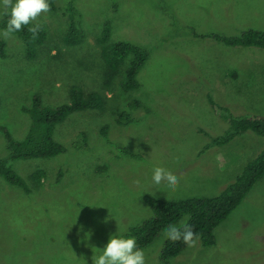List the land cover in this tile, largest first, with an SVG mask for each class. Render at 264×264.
<instances>
[{
	"label": "rangeland",
	"instance_id": "1",
	"mask_svg": "<svg viewBox=\"0 0 264 264\" xmlns=\"http://www.w3.org/2000/svg\"><path fill=\"white\" fill-rule=\"evenodd\" d=\"M69 3L83 35L76 46L63 44ZM105 22L108 44L126 41L149 53L135 90L119 87L127 62L110 85L104 83L98 40ZM36 23L46 27L47 39L34 59L16 35L0 34V157L7 155L4 131L16 141L25 138L31 121L23 109L34 96L55 108L69 103L75 87L106 101L101 110L73 113L55 126L53 140L63 154L11 162L27 180L28 194L0 178V264H93L111 237L124 238L151 217L143 197L217 196L264 149V138L251 131L212 145L229 131L216 106L234 116H264V50L202 38L264 32V0H55V11ZM132 100L144 107L125 109ZM121 110L134 121L116 123ZM103 126L108 140L100 134ZM156 167L177 176L175 190L154 183ZM36 169L45 173L39 185L28 179ZM164 233L142 249L146 264H160ZM214 237L213 246L198 240L170 264H264V176Z\"/></svg>",
	"mask_w": 264,
	"mask_h": 264
},
{
	"label": "trees",
	"instance_id": "2",
	"mask_svg": "<svg viewBox=\"0 0 264 264\" xmlns=\"http://www.w3.org/2000/svg\"><path fill=\"white\" fill-rule=\"evenodd\" d=\"M50 11H55V0H49ZM65 14L68 17V25L63 40L65 46H76L83 38L78 27V12L72 3L65 7ZM9 16L2 15L0 18V29L3 30ZM35 24L24 26L23 30L13 33L24 44L25 56L34 59L36 50L47 39L46 27L41 25L38 35L33 38V34L28 28ZM110 26L105 22L98 40L101 46V56L107 67L105 85L117 76L123 68V78L120 88L123 92L139 88L137 75L144 66L149 53L146 49L126 41H119L108 44ZM211 38L227 47H254L264 50V32L260 30L248 29L236 36H223L218 34H208L202 38ZM4 56V43L0 40V57ZM105 98L96 92L84 94L80 89L73 87L70 90L69 103L55 108L44 106L39 97L34 96L29 108L23 111L29 116L31 124L24 139L14 140L11 135L4 131L6 139L7 155L0 157V178L7 184L21 189L24 193H29L28 182H26L16 171L13 170L11 162L16 160L49 159L57 157L65 152L62 145L53 140V130L56 125L65 121L70 115L78 112L101 110L105 103ZM210 105L215 107V102L208 99ZM128 105V106H127ZM125 109H138L144 106L138 100L128 102ZM130 108V109H129ZM216 112L229 124V131L220 137L213 139L212 145H224L229 143L237 135L246 131L264 138V116L248 115L234 116L227 108L216 106ZM130 113L121 110L114 114V121L118 124H129L134 121ZM137 115V114H136ZM107 127L103 126L100 134L107 139ZM83 143H86V136L82 135ZM126 153L129 154L125 150ZM132 155V154H130ZM62 173L59 172V176ZM45 173L41 169H36L28 177L29 181L39 185ZM264 176V149L254 158L247 161L241 172L219 195L204 198H187L177 201H165L150 196L143 197V201L151 211V217L141 224L129 228L123 236L134 238L137 248L145 249L150 246L159 235L169 226H178L183 230V225H190L194 233L198 234L203 247H211L215 244L214 230L224 222L229 215L239 206L247 196L253 186ZM185 221L181 222V220ZM181 222V223H180ZM180 223V224H179ZM188 246L183 241L173 242L166 239L160 253V264H170V260L177 257Z\"/></svg>",
	"mask_w": 264,
	"mask_h": 264
},
{
	"label": "clouds",
	"instance_id": "3",
	"mask_svg": "<svg viewBox=\"0 0 264 264\" xmlns=\"http://www.w3.org/2000/svg\"><path fill=\"white\" fill-rule=\"evenodd\" d=\"M10 10V11H9ZM51 10L49 0H0V14L9 16L6 27L2 34L5 39L13 33L23 30L24 26L32 24L38 18ZM41 29V25L36 23L28 31L35 38ZM153 181L159 185L162 182L175 190L179 180L172 172L162 167H156L153 172ZM183 230L176 226H169L165 230V237L173 242L183 241L188 247H195L199 236L194 233L190 225H183ZM93 264H146L145 254L142 249L137 248L134 238L111 237L102 249V254L92 257Z\"/></svg>",
	"mask_w": 264,
	"mask_h": 264
}]
</instances>
